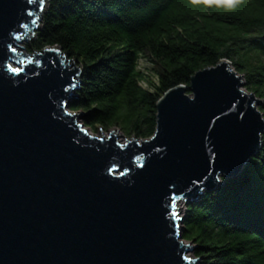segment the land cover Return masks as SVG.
<instances>
[{"label":"water","instance_id":"obj_1","mask_svg":"<svg viewBox=\"0 0 264 264\" xmlns=\"http://www.w3.org/2000/svg\"><path fill=\"white\" fill-rule=\"evenodd\" d=\"M49 1L0 0V264H200L178 203L242 174L262 100L221 60L165 93L150 139L96 137L70 110L77 61L26 50Z\"/></svg>","mask_w":264,"mask_h":264},{"label":"trees","instance_id":"obj_2","mask_svg":"<svg viewBox=\"0 0 264 264\" xmlns=\"http://www.w3.org/2000/svg\"><path fill=\"white\" fill-rule=\"evenodd\" d=\"M52 47L82 69L70 108L90 129L150 139L165 93L221 60L264 116V0H50L27 49ZM181 234L200 264H264V134L239 177L187 204Z\"/></svg>","mask_w":264,"mask_h":264},{"label":"rangeland","instance_id":"obj_3","mask_svg":"<svg viewBox=\"0 0 264 264\" xmlns=\"http://www.w3.org/2000/svg\"><path fill=\"white\" fill-rule=\"evenodd\" d=\"M33 40V39H32ZM31 42V40L26 44V50H27V52H29L28 51V49H27V46H28V44ZM73 62V61H72ZM151 69H152V65L150 64V63H148V62H146L145 60H140V62H139V70H141L142 72H147L146 74H148L149 73V71H151ZM143 84V86L144 87H147V84L146 83H142ZM70 110H71V108H70ZM73 112H76L77 114H83L84 112L83 111H73ZM86 115H87V113H85ZM85 118H86V116L85 117H82L81 119H80V122H82V123H84L85 122ZM87 129L89 130V132L92 134V135H94V136H96V137H102L103 136V133H102V128L101 127H97L96 129H90V128H88L87 127ZM104 130V129H103ZM113 131H115V134L117 135L118 134V136H121V137H117V139L122 143V144H125L126 143V141H128V140H131L132 138H128L127 136H125V134L120 130V129H118L117 127L116 128H113V129H111V130H108V131H105L104 130V133H105V137H108L109 135H110V133H112ZM127 139V140H126ZM186 206H187V204H185V202H180V203H178V211H179V216H181V217H184V214H185V210H186ZM184 243L185 244H190L191 245V247L192 246H196L194 243H192V242H186V241H184ZM195 249V248H194ZM188 256H190V257H192L193 259H197L195 256H194V250H193V252H189L188 253ZM200 260V263L202 262V260L201 259H199Z\"/></svg>","mask_w":264,"mask_h":264},{"label":"clouds","instance_id":"obj_4","mask_svg":"<svg viewBox=\"0 0 264 264\" xmlns=\"http://www.w3.org/2000/svg\"><path fill=\"white\" fill-rule=\"evenodd\" d=\"M85 125V124H84ZM201 199V198H200ZM199 201V200H198Z\"/></svg>","mask_w":264,"mask_h":264}]
</instances>
